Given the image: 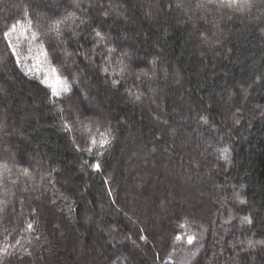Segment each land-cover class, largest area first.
<instances>
[{"label": "trees", "instance_id": "obj_1", "mask_svg": "<svg viewBox=\"0 0 264 264\" xmlns=\"http://www.w3.org/2000/svg\"><path fill=\"white\" fill-rule=\"evenodd\" d=\"M0 264H264V0H0Z\"/></svg>", "mask_w": 264, "mask_h": 264}, {"label": "rangeland", "instance_id": "obj_2", "mask_svg": "<svg viewBox=\"0 0 264 264\" xmlns=\"http://www.w3.org/2000/svg\"><path fill=\"white\" fill-rule=\"evenodd\" d=\"M18 29L24 30L18 26L12 29L7 36L10 48L15 55L19 66L30 75H36L44 84H46L52 94L53 88L60 92L58 96L65 93L63 86L65 82L52 73V67L48 66L43 60V51L40 47L34 45L32 38L24 36ZM27 34V33H26ZM59 80L61 83H57Z\"/></svg>", "mask_w": 264, "mask_h": 264}, {"label": "snow or ice", "instance_id": "obj_3", "mask_svg": "<svg viewBox=\"0 0 264 264\" xmlns=\"http://www.w3.org/2000/svg\"><path fill=\"white\" fill-rule=\"evenodd\" d=\"M209 3H218L219 5L221 6H227L229 8H235L236 10L238 11H245L246 8H250L251 7V0H208ZM73 14H69V17H65L64 20L70 18ZM64 20H55V21H52V24H51V27L53 28H59L60 24L64 22ZM17 23H21V21H17ZM29 26L31 25V20H29ZM12 30L14 31L15 30V25L12 26ZM9 34L8 33H5V36H8ZM46 55V53H44ZM52 73H55V69H51ZM57 83H61L59 80H57ZM68 90V86L67 84L65 83L64 86H63V91H67ZM60 94L59 91H57L55 88H53V95L54 96H58ZM93 144L96 143L95 139L93 138ZM90 151V149H89ZM6 167V166H5ZM98 167V165H97ZM25 174L27 175L28 172L27 170L25 169ZM244 221L246 223H251V220L247 217L244 218ZM29 228L32 227L31 224L28 225ZM141 239H143V237H141ZM177 239H180V237H177ZM189 243L192 242V239L189 238ZM250 246H251V242H249Z\"/></svg>", "mask_w": 264, "mask_h": 264}]
</instances>
